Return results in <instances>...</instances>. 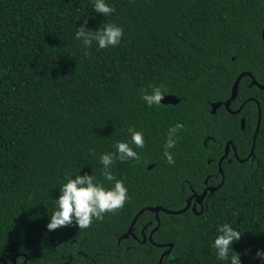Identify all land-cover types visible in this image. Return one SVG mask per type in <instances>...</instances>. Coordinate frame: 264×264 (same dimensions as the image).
<instances>
[{
	"label": "trees",
	"instance_id": "trees-1",
	"mask_svg": "<svg viewBox=\"0 0 264 264\" xmlns=\"http://www.w3.org/2000/svg\"><path fill=\"white\" fill-rule=\"evenodd\" d=\"M93 3L0 0V260L158 264L167 247L118 243L136 213L182 209L189 187H203L207 159L215 162L227 139L240 160L252 147L255 102L247 101L239 115L209 110L230 96L240 73L264 86V0H105L115 9L105 17ZM107 23L123 29L118 46L99 49L93 41L84 49L75 39L81 25L96 31ZM248 84L244 76L232 108L249 98L260 107L252 158L223 165V185L206 198L201 214L159 213L153 241L173 245L161 264H230L232 252L240 264H264L256 257L264 252V91ZM150 86H163L178 103L146 106L140 97ZM176 123L183 129L169 150L170 166L163 151ZM129 127L143 132L145 147L130 144L139 163L111 167L127 188L123 209L84 231L75 224L48 231L66 178L93 175L113 187L99 157L115 153L117 142H130ZM206 136L214 141L204 147ZM150 219L155 225L145 211L135 228ZM225 223L242 236L222 261L212 245Z\"/></svg>",
	"mask_w": 264,
	"mask_h": 264
},
{
	"label": "clouds",
	"instance_id": "clouds-1",
	"mask_svg": "<svg viewBox=\"0 0 264 264\" xmlns=\"http://www.w3.org/2000/svg\"><path fill=\"white\" fill-rule=\"evenodd\" d=\"M92 10L103 17L109 16L115 11L113 7L105 3V0H94ZM86 23L87 20L84 21V24ZM123 34V29L112 23L104 24L96 31L86 30L81 25L76 29L75 39L82 41L84 49L90 48L93 41L97 43L99 49H106L118 46ZM83 54L90 55L87 51ZM150 87L151 93L142 92L141 100L148 107L161 105L166 89L163 86ZM181 129H183L181 123H176L168 129L163 156L170 166L174 165L175 160L169 150L176 146L177 132ZM127 132L130 134V142H117L115 153H105L99 157V162L103 166L101 172L104 180L112 182L113 187L106 189L103 183L97 181L93 175L85 174L83 176L76 175L75 178H66V183L59 189L58 199L54 201L55 210L46 226L48 231L70 227L73 224L78 227L79 231H84L91 228L94 221L102 222L105 215L115 214L123 209L129 199L127 188L124 186L123 180L113 174L111 167L116 161L139 163L141 158L130 144L139 149L145 147L143 132L136 131L132 127H129ZM89 154L95 155L91 151ZM28 199H32V196H29ZM218 232L221 234L217 236L212 246L216 250L217 258L226 261L229 260V249L233 242L239 241L242 235L227 223L220 226ZM256 257L264 260V252L257 251ZM230 264H240L238 254L232 252Z\"/></svg>",
	"mask_w": 264,
	"mask_h": 264
},
{
	"label": "flooded vegetation",
	"instance_id": "flooded-vegetation-1",
	"mask_svg": "<svg viewBox=\"0 0 264 264\" xmlns=\"http://www.w3.org/2000/svg\"><path fill=\"white\" fill-rule=\"evenodd\" d=\"M249 79V84L248 86H250V78ZM228 99V98H227ZM226 99V100H227ZM236 99V98H235ZM235 99L230 103V105L228 106V109L225 108L224 105H221L219 108H217L215 110V112L212 114L211 112V105H210V110H209V113L211 115H215L218 111H220V113L223 111L224 113H227V114H230V115H239L238 114H233L236 110H238L242 105L243 107L241 108V110L244 108V105L245 103L247 102L244 101L242 102L238 108H232L233 107V104ZM249 99H252V100H249V101H253V102H256L255 99L253 98H249ZM224 100V101H226ZM222 101V102H224ZM216 103V102H215ZM213 104V103H212ZM256 104V103H255ZM259 106V105H258ZM258 106H257V119H258ZM260 108V107H259ZM223 109V110H221ZM240 110V111H241ZM241 119H244V118H240ZM245 121V120H244ZM257 125V124H256ZM256 128V127H255ZM242 129V128H241ZM207 141H214L212 138L206 136L204 139H203V145L204 147L207 146ZM227 147V148H226ZM219 148V147H218ZM250 152V151H249ZM226 153V154H225ZM219 154V153H218ZM249 153H247L246 157L248 156ZM225 158H223V160L220 162V159L224 156ZM245 157V158H246ZM244 158V159H245ZM252 158V156L250 157ZM249 158V159H250ZM243 159V160H244ZM234 160L240 162V161H243V160H240L238 158V155L236 153V149L234 147V144L232 142L231 139H227V141L224 143V146H223V149H222V153L220 155H218V158L216 159L215 162H213V160L210 158V159H207V164L210 165L209 167V170H208V173L207 175L205 176V179L203 181V187H201V189L199 190H195L193 189L192 187H189V194L187 195V197L185 198V204H184V207L187 205V202L188 200L189 201V207L186 211H190L192 212L193 214L197 213V212H200L201 208L203 209V206H204V202L206 200L207 197L211 196L212 194H210V188H215L217 187L221 182L222 180H224V173H223V165L225 163H231L233 162ZM217 191V190H216ZM205 192V196L202 200L201 203L198 202V196H201L203 193ZM202 204V206H201ZM182 207V208H184ZM151 213V212H149ZM160 213V212H159ZM152 214V217H153V220L155 222V225L153 224V221L150 219L148 220L146 223H144V225H142L140 228L136 229L135 228V224L132 226V229H131V233H129L128 237L126 238H119L118 239V243L121 241V240H127V241H133L135 243H139V244H143V245H147V244H151V245H157L154 243L153 241V233L151 235V231L153 230V228L156 226V218H155V215L154 213H151ZM142 215V214H141ZM158 217H159V214H158ZM137 221V220H136ZM136 223V222H135ZM131 224V223H130ZM130 226V225H129ZM129 227L127 228L126 232L128 231ZM125 232V233H126ZM124 233V234H125ZM123 234V235H124ZM130 246H127L126 248H129ZM23 262V261H22ZM22 262H17L16 260V263L15 264H22Z\"/></svg>",
	"mask_w": 264,
	"mask_h": 264
},
{
	"label": "water",
	"instance_id": "water-1",
	"mask_svg": "<svg viewBox=\"0 0 264 264\" xmlns=\"http://www.w3.org/2000/svg\"><path fill=\"white\" fill-rule=\"evenodd\" d=\"M261 37H262V40H263V44H264V29L262 30V33H261ZM244 76H247L248 78H250L251 82H250V86H256L258 89L260 90H263L264 91V86H261L259 85L256 80L254 79V77L251 75V73L249 72H243V73H240L236 79L234 80L232 86H231V90H230V96L228 97V99L224 102H216V103H213L211 104V112L212 114L215 112V110L217 108H219L221 105H224L225 108L228 109V106L230 105V103L236 98L237 96V91H238V87H239V83H240V80L244 77ZM249 100H252V99H248L247 101ZM178 99H176L174 96H170V95H167L165 96V98L161 101V104L162 105H176L178 103ZM256 105L258 106V103L255 102ZM243 107V105L238 109L236 110L233 114H238L240 113V110L241 108ZM259 124H260V108L258 106V119H257V125H256V128H255V131L253 133V136H252V147L250 149V152L248 154V156L243 160V161H240V163H243L245 161H247L252 155H253V149H254V140L256 138V135H257V132H258V129H259ZM240 125H241V128L243 129L244 128V119H241L240 120ZM227 148V147H226ZM226 154V153H225ZM226 155H224L221 159H220V162L223 160V158H225ZM151 166L148 167V169H150ZM223 185V180L222 182L215 188H210V194H212L214 191L218 190L221 186ZM205 196V192L201 195V196H198V202L201 203L203 198ZM189 201L187 202V205L180 209V210H177V211H170V210H166L162 207H159V206H156V207H146L144 209H141L138 213H136V215L134 216L130 226H129V229L128 231L122 235V239L123 238H126L128 237L129 233H131V229H132V226L135 224L136 220L138 219V217L143 214L145 211H148V212H151V213H154L155 215V218H156V226L153 228V230L151 231V235L157 231L159 225H160V221H159V218H158V214L159 212H163V213H166V214H170V215H179V214H182L184 213L188 207H189ZM202 206V204H201ZM203 211V209L201 208L200 212H197L195 213V215H199L201 214ZM158 248H164V247H167L166 250H164L161 255H160V258H159V261H158V264H161L162 263V259L166 256H168L172 250V243H169V244H166V245H154ZM27 262V257L24 256V259H23V262L22 264H26ZM0 263L1 264H15L16 263V256H13L9 262H6V261H3V260H0Z\"/></svg>",
	"mask_w": 264,
	"mask_h": 264
}]
</instances>
